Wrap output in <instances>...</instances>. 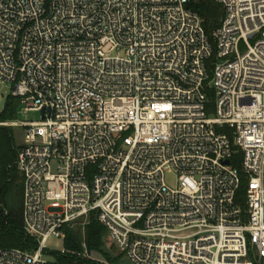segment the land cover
<instances>
[{"label":"built area","instance_id":"1","mask_svg":"<svg viewBox=\"0 0 264 264\" xmlns=\"http://www.w3.org/2000/svg\"><path fill=\"white\" fill-rule=\"evenodd\" d=\"M191 1L0 0V80L41 113L14 123L35 246L0 264L91 215L133 264H264V0H214L211 35Z\"/></svg>","mask_w":264,"mask_h":264},{"label":"trees","instance_id":"2","mask_svg":"<svg viewBox=\"0 0 264 264\" xmlns=\"http://www.w3.org/2000/svg\"><path fill=\"white\" fill-rule=\"evenodd\" d=\"M189 7L203 19V25L208 35H211L220 26L224 10L214 0H192ZM205 92L210 99L207 109L212 111L214 109V90L206 88ZM20 104L19 98L8 96L0 113V121L17 119ZM9 131L10 129L0 127V134L9 135L11 134ZM16 157L17 149H9L4 154L0 153V249L31 250L35 246V241L25 234L23 228V182L15 164ZM245 185L243 180L238 191L237 199L242 203ZM107 234V229L99 223L94 215L90 216L84 227L79 225L67 227L64 240L67 252L64 254L56 251L51 252L54 258L53 264H94L78 257L77 254L84 250V245L89 252L103 253L102 247L104 243H107ZM121 259L122 256H118L115 261L118 262Z\"/></svg>","mask_w":264,"mask_h":264},{"label":"rangeland","instance_id":"3","mask_svg":"<svg viewBox=\"0 0 264 264\" xmlns=\"http://www.w3.org/2000/svg\"><path fill=\"white\" fill-rule=\"evenodd\" d=\"M241 49H243V45H241ZM10 95H11V85L8 82H2L0 80V113L2 112L5 102L8 96ZM22 110L23 108L19 107L18 112H17V119L0 121V127L10 129L9 132L11 133L9 135L0 134V153L1 154L6 153L9 149L11 150L17 149V147L23 142L25 128L14 125V123L17 120L23 121V122H33V121L41 120L40 112L31 111L25 114L22 112ZM166 179H167V183L172 185L175 183L176 176L174 174H168ZM106 241L110 249L117 255V257L123 256L120 250L115 246L109 233L107 234ZM47 246L51 250H56V251H61L62 249L65 248L64 240L56 238V237H51L47 243ZM88 256L89 257L83 256L82 258L94 264H120V261L118 262L113 261L112 259L109 258V256L105 255L104 253L89 252Z\"/></svg>","mask_w":264,"mask_h":264},{"label":"water","instance_id":"4","mask_svg":"<svg viewBox=\"0 0 264 264\" xmlns=\"http://www.w3.org/2000/svg\"><path fill=\"white\" fill-rule=\"evenodd\" d=\"M102 252L109 256L113 261H115L117 259V255L109 248V246L107 245V243H104L103 247H102ZM120 264H133L132 262H130L128 259L126 258H122L120 260Z\"/></svg>","mask_w":264,"mask_h":264}]
</instances>
